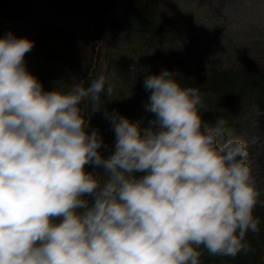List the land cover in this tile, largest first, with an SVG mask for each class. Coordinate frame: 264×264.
I'll list each match as a JSON object with an SVG mask.
<instances>
[{"label": "clouds", "instance_id": "9594fccd", "mask_svg": "<svg viewBox=\"0 0 264 264\" xmlns=\"http://www.w3.org/2000/svg\"><path fill=\"white\" fill-rule=\"evenodd\" d=\"M33 45L0 38V264H203L201 248L254 250L264 200L247 144L224 119L202 118L197 88L167 69L145 75L153 127L105 110L115 133L105 158L84 114L112 83L101 74L45 91L27 69Z\"/></svg>", "mask_w": 264, "mask_h": 264}, {"label": "rangeland", "instance_id": "374dc122", "mask_svg": "<svg viewBox=\"0 0 264 264\" xmlns=\"http://www.w3.org/2000/svg\"><path fill=\"white\" fill-rule=\"evenodd\" d=\"M96 6L97 0H0V38L11 32L34 42L25 61L45 91L80 81L87 86L101 74L108 77L113 96L101 94V110L92 114L89 105L85 112L86 121L91 117L89 131L97 129L109 146V151L100 150L105 158L114 151V130L105 110H116L139 122L142 130L148 124L143 105L149 95L130 85L137 72L167 69L181 77L186 73L205 75L211 67L230 70L252 65L264 69V0H223L220 10L219 0H162L157 15L180 16L185 29L156 52L140 47L133 33L108 29L98 35L92 53L89 37L95 35ZM114 16L119 19L120 10L113 9L108 19ZM133 112L138 115L132 117ZM247 145H251L247 162L262 200L264 140ZM95 171L102 173L103 169Z\"/></svg>", "mask_w": 264, "mask_h": 264}, {"label": "trees", "instance_id": "16d2710c", "mask_svg": "<svg viewBox=\"0 0 264 264\" xmlns=\"http://www.w3.org/2000/svg\"><path fill=\"white\" fill-rule=\"evenodd\" d=\"M160 1L97 0L95 35L89 37L92 53L98 35L106 33L108 29L113 32L133 33L137 41L141 43L140 47L144 46L147 51L155 52L161 45L179 36L185 28V23H179L180 16L177 15L169 18L158 16L157 9ZM219 3L222 5L221 1ZM113 9L120 10L119 19L115 16L108 19ZM148 74L159 73L139 72L130 80V85L132 88L143 90L150 96V92H146L143 86L145 75ZM175 79L181 87L197 88L203 94V100L208 109L207 112H201L205 121L214 123L217 118L224 119L246 144H250L256 138H264V69L252 65H240L230 70L211 67L205 75L186 73ZM137 115L138 113H132V117ZM84 116L86 120L87 117L85 114ZM146 117L148 121L146 128L149 129L153 127L150 121L154 119V114L148 112ZM113 143L115 145V133H113ZM247 147L250 149L251 145ZM85 170L95 171L90 165H86ZM254 215L261 220V231L258 237L251 232L247 235L253 251L247 255L239 254L232 259L210 255L206 249L201 248L203 264H264V208L258 206Z\"/></svg>", "mask_w": 264, "mask_h": 264}]
</instances>
